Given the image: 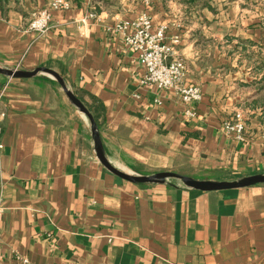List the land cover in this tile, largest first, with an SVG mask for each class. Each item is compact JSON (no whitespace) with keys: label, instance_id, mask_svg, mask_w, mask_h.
<instances>
[{"label":"crops","instance_id":"0c3cea01","mask_svg":"<svg viewBox=\"0 0 264 264\" xmlns=\"http://www.w3.org/2000/svg\"><path fill=\"white\" fill-rule=\"evenodd\" d=\"M50 1L0 14V67L56 72L93 116L109 164L199 181L264 174V0H152V27L182 37L184 81L201 89L192 119L174 91L141 83L145 69L112 30L143 0H70L45 32L28 31ZM0 102V264H264V183L123 180L99 161L88 117L43 73L0 74ZM234 111L244 141L223 131Z\"/></svg>","mask_w":264,"mask_h":264},{"label":"built area","instance_id":"2783aa9c","mask_svg":"<svg viewBox=\"0 0 264 264\" xmlns=\"http://www.w3.org/2000/svg\"><path fill=\"white\" fill-rule=\"evenodd\" d=\"M152 0H143L145 10L134 19H122L112 25V30L121 36L125 47L136 54L139 64L145 69L142 84L154 85L158 89L172 90L178 95L186 106L185 116L188 119L198 117L193 109L201 100V89L196 85L187 84L184 81L186 64L184 60L175 54L176 48L181 43V36H165L166 26L152 27L151 16L147 9ZM70 8V0H52L48 6L36 10L27 25V30L41 34L49 27L51 11L67 10ZM89 13V17H94ZM5 111L0 102V148L2 124ZM223 131L232 135L238 141L246 138V123L242 111H234L222 124ZM22 264H29L28 259L23 258Z\"/></svg>","mask_w":264,"mask_h":264},{"label":"water","instance_id":"95a60500","mask_svg":"<svg viewBox=\"0 0 264 264\" xmlns=\"http://www.w3.org/2000/svg\"><path fill=\"white\" fill-rule=\"evenodd\" d=\"M38 73H43V74L53 77L61 85L68 99L71 101V103L74 106H76L79 110H81L88 117L90 124H91V131H92V137H93V141L95 145V151H96L99 161L108 171H110L115 176L123 180L130 181L133 183H163L167 179H177L188 187L202 190V191L242 188V187H248V186L264 183V174L245 176L235 181H199V180H195L193 178H190V177L178 174V173H174V172H169V171H161V172H157V173H154L152 175H147V176H137V175H130V174L124 173L118 170L117 168L113 167L105 159L103 150H102L99 132L97 129V124L93 116L91 115L89 110L85 107V105L72 92H70L67 89V87L64 84L63 79L56 72L48 68H45V67H38L31 71L17 70V69H5V68L0 67V74L6 75L8 77H13V78H30V77L37 75Z\"/></svg>","mask_w":264,"mask_h":264},{"label":"rangeland","instance_id":"374dc122","mask_svg":"<svg viewBox=\"0 0 264 264\" xmlns=\"http://www.w3.org/2000/svg\"><path fill=\"white\" fill-rule=\"evenodd\" d=\"M25 6L23 5V3H21V0H12L9 2V4H5V6L3 7L4 9L1 10L0 8V14L1 15H5L6 12L9 10V9H18V10H22ZM29 16V15H28ZM26 17V16H25ZM32 18V17H31ZM30 17H27V20L24 22V27L26 28L29 21L31 20ZM182 39V37H181ZM180 57V56H179ZM182 58V57H181ZM183 59V58H182ZM184 60V59H183ZM185 62V60H184ZM186 64V62H185Z\"/></svg>","mask_w":264,"mask_h":264},{"label":"trees","instance_id":"16d2710c","mask_svg":"<svg viewBox=\"0 0 264 264\" xmlns=\"http://www.w3.org/2000/svg\"><path fill=\"white\" fill-rule=\"evenodd\" d=\"M12 0H0V8L1 10L4 9L3 7L5 6V4H9V2ZM95 119H97V117L95 116Z\"/></svg>","mask_w":264,"mask_h":264}]
</instances>
